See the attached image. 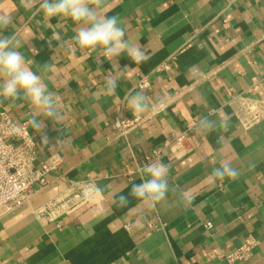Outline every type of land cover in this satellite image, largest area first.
Wrapping results in <instances>:
<instances>
[{
    "label": "crops",
    "instance_id": "obj_1",
    "mask_svg": "<svg viewBox=\"0 0 264 264\" xmlns=\"http://www.w3.org/2000/svg\"><path fill=\"white\" fill-rule=\"evenodd\" d=\"M4 13L13 25L3 35L16 32L33 71L54 65L44 82L59 98L63 120H44L46 141L30 122L37 159L57 153L62 163L21 207L0 211V264H224L221 255L249 236L257 243L235 264H264V120L244 130L225 105L233 93L264 99V0H105L101 14L117 16L146 53L139 65L126 56L109 63L101 51L79 48L78 25L47 20L38 5L0 0ZM109 76L117 78L115 92L105 87ZM144 78L149 85L139 87ZM137 91L172 103L125 141L110 121L119 104L126 116L136 115L127 97ZM0 110L15 122L44 119L23 99L0 98ZM201 118L217 127L197 132ZM183 131L187 153L175 158L165 143ZM153 150L169 167L167 199L154 209L131 197L118 206L114 197L141 182L137 168L153 161ZM224 163L238 171L235 179L211 175ZM69 179L92 180L102 191L53 217L37 215ZM185 189L194 195L187 207L179 201Z\"/></svg>",
    "mask_w": 264,
    "mask_h": 264
},
{
    "label": "clouds",
    "instance_id": "obj_2",
    "mask_svg": "<svg viewBox=\"0 0 264 264\" xmlns=\"http://www.w3.org/2000/svg\"><path fill=\"white\" fill-rule=\"evenodd\" d=\"M21 4L26 9L38 5V11L42 12L47 20L54 17L71 20L78 25L73 37L76 45L93 52L101 51L109 63L118 64L121 56H126L137 65L148 59L139 42L127 37L126 27L122 26V21L117 16L101 14L105 0H21ZM10 25H13L12 14H0V98L27 101L35 109L36 115L44 117L38 121L34 116L30 122L34 129L41 131L42 139L46 141L47 135L42 132L45 128L44 120H63L59 98L44 82L47 73L54 71V65L43 64L39 74L33 71L30 66L32 61L19 50L20 41L16 32L10 36L3 35ZM105 87L109 92H115L117 78L109 76ZM171 103L172 98L169 96L160 97L155 102L150 101L143 91H137L127 97L128 108L137 115L161 112ZM221 124L227 127L226 120L221 121ZM216 127V122L201 118L195 130L212 131ZM168 175V165L159 159L153 160L142 167L141 182L132 186L129 195H119L118 199L114 197V200L118 206L125 207L131 197L154 209L167 199L170 191ZM211 175L220 180L225 177L235 179L238 171L231 164L224 163L214 169ZM101 191L102 189L94 183H88L82 189L85 199L92 198ZM193 199L194 195L189 190H181L179 201L182 206L187 207Z\"/></svg>",
    "mask_w": 264,
    "mask_h": 264
},
{
    "label": "built area",
    "instance_id": "obj_3",
    "mask_svg": "<svg viewBox=\"0 0 264 264\" xmlns=\"http://www.w3.org/2000/svg\"><path fill=\"white\" fill-rule=\"evenodd\" d=\"M222 26H228L226 18L222 19ZM162 67L167 68L168 65L163 64ZM259 79L264 81V74H261ZM148 85V80L145 78L141 79L138 84L139 87ZM225 105L244 130L264 120V99L233 93ZM166 109L167 107L155 114L126 116L122 113L121 105H116V113L110 121V128L116 137L126 141L131 132L144 126ZM186 139L187 131H183L174 136L172 143H165L173 157L180 158L187 153ZM162 154L161 150H153L150 154V161L160 158ZM61 163L62 157L57 153H52L40 160L37 159L36 141L30 132L29 118L15 122L9 113L0 110V211H12L21 207L32 195L33 187L35 185L39 188L46 186L48 176L57 171ZM146 164L147 162H143L137 171L141 172ZM132 174L133 171L130 170L126 176L130 179ZM88 183H93V181L69 179L66 191L37 210V215L53 217L55 212L64 211L67 204L84 199L82 189ZM204 227L208 230L212 225L206 221ZM256 243L253 236L247 237L237 248L221 255L224 264H235L247 260Z\"/></svg>",
    "mask_w": 264,
    "mask_h": 264
}]
</instances>
